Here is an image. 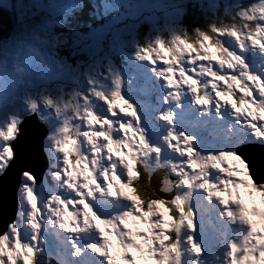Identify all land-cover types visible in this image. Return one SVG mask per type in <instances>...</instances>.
<instances>
[{
    "label": "snow or ice",
    "instance_id": "obj_1",
    "mask_svg": "<svg viewBox=\"0 0 264 264\" xmlns=\"http://www.w3.org/2000/svg\"><path fill=\"white\" fill-rule=\"evenodd\" d=\"M186 5L169 0L161 23L143 15L148 0L93 2L92 19L76 15L84 0H0V31L10 30L0 40V177L42 144L55 185L20 171L0 264H264V0H193L206 24L194 17L191 29ZM142 78L162 106L133 95ZM193 113L225 130L211 147ZM157 169L166 175L154 184ZM240 188L259 198L251 216L233 198ZM208 216L219 226L211 260ZM49 229L67 234L56 252Z\"/></svg>",
    "mask_w": 264,
    "mask_h": 264
},
{
    "label": "rangeland",
    "instance_id": "obj_2",
    "mask_svg": "<svg viewBox=\"0 0 264 264\" xmlns=\"http://www.w3.org/2000/svg\"><path fill=\"white\" fill-rule=\"evenodd\" d=\"M38 2L40 4L43 5H47L49 4L50 0H38ZM65 2H67V0H65ZM93 2H95L97 5L101 4L102 0H89L90 6L92 7ZM109 3H115L116 0H108ZM149 4H151V9H145L143 12V15H154L157 17L161 18V23H163V17L165 15L166 11H171V9L168 8V4H169V0H148ZM187 2H191L192 6H193V0H187ZM218 3H220L221 5H223L224 3H233L234 0H217ZM241 2H248V0H241ZM194 7V6H193ZM197 8H199V6H195ZM200 9V8H199ZM125 9L120 8L119 10L113 11L110 13V15H119V13L121 11H124ZM95 11V9L92 7L91 12ZM101 13L103 11V9L101 8ZM39 14L41 16L47 15L46 11H44L43 9L39 10ZM103 21L102 15H101V22ZM144 30H147V26H144ZM40 51H43V49H40ZM162 55H164L165 57H169V54L165 51V50H161ZM63 54V53H61ZM170 58V57H169ZM159 63H162V61H158ZM133 95H135L137 97L138 100H141L143 102H145L146 104H151L152 106L155 107H160L162 106V102L158 101L157 97L159 95H161V93L158 91V87L154 86V84L147 80V79H139L136 81V83L134 84L133 87ZM166 107V106H165ZM189 120L191 122H195L198 124V127L195 129L196 133L198 136L202 137L205 141V145L211 147V143L219 136H222L224 134V129L220 126H218L213 120L208 119L207 117L201 118L199 121L196 120V114L193 113L190 117ZM186 130L188 128V126L186 125ZM175 162L179 161L178 157H174ZM228 163H231L230 161ZM187 171H192V169H188L186 167ZM198 170V169H197ZM166 170L164 169H157L152 178L157 180L156 182L162 180L159 178V176L157 175V177H154L155 174H159L160 172H165ZM166 173V172H165ZM16 176H18L16 174ZM45 178L47 177V173L46 176H44ZM151 178V180H152ZM147 179V178H146ZM41 180V179H40ZM39 180V181H40ZM50 180V179H49ZM39 184H44L45 187H51L54 188L55 185L52 184V180H50V182L47 183H43V181ZM53 185V186H50ZM236 192L239 193L241 202L245 205V207L249 210V215L251 216V208L252 207H261L260 203H259V198L258 197H253V196H249L248 195V190L244 189V188H240L234 191L233 193V198H235V194ZM35 195V193H34ZM0 199L1 200H5L7 202L6 196H5V192L1 193L0 191ZM37 204L39 206V197H37ZM5 209V208H4ZM102 211L104 210L103 208L101 209ZM161 210H163V206H161ZM167 218V216H166ZM14 219V214L12 213L11 208H6L5 212L3 214V216H0V229H3V227L5 226V221L7 220H11ZM252 219L256 220V222L258 223L259 226V220L256 217H252ZM200 221V216L199 213L197 211V209H193V223L194 226H196L198 224V222ZM130 227L134 228V230L136 231H146L147 230V226L145 224L140 223L139 221H130L129 222ZM219 227L216 223V219L215 216H208L204 218L203 221V230L206 233L205 235V250H206V254L209 260H211L213 258V253L219 252V245L216 243H213V241L215 240L217 233L215 231V228ZM59 231V229H58ZM61 234L63 236H65L66 238V233H64L62 230H60ZM55 236V238H54ZM45 240L47 242V249L51 250L52 252H56L60 247H61V243L60 240L57 238L56 234L54 232H52L51 229H49V232L44 234ZM114 251H118V249H114ZM205 254V253H202ZM131 255H137V257L139 258V253H131ZM130 258L129 256H125L124 260H127ZM51 260V259H50ZM54 263L55 260H52ZM52 264V263H50ZM118 264H124L123 260L118 261Z\"/></svg>",
    "mask_w": 264,
    "mask_h": 264
},
{
    "label": "bare ground",
    "instance_id": "obj_3",
    "mask_svg": "<svg viewBox=\"0 0 264 264\" xmlns=\"http://www.w3.org/2000/svg\"><path fill=\"white\" fill-rule=\"evenodd\" d=\"M31 130H32L31 129V125H28V126L25 127V134H24V140L25 141L28 138V134H29V132ZM25 160H26V162H25L24 165H17L15 163H13L10 166V168L8 169L6 175L4 177H0L1 181L3 183H5L8 186L9 189H11L12 186H13L11 178H10V175L12 173H14V174L19 173L22 170V168L30 170L31 173L34 175V178L37 181V183H39V182L41 183L42 181H43V183L50 182L51 177H48V176L46 178L44 177V176H46V173L48 171V168H47L48 158H47V155L44 153L42 144L40 146V150H39V153L37 155H30V154L29 155H25ZM165 172H160L158 174L160 179H162L166 175ZM15 179H16V182L18 180L20 181V174H19V176H16ZM156 181L157 180L152 178V183L155 184V183H157ZM18 185H19V183H18ZM18 185H17L16 191H15V211L17 210V207H18V197H17ZM50 186H53V185H50ZM2 193H3V191H2ZM9 197L10 196H6V199L8 200ZM0 207H3L5 209L7 208V203H6L5 200H1L0 199ZM14 215H15V213H14ZM6 223H7V221H6ZM57 231H58V229H57ZM59 232H60V230H59ZM54 238H55V236H54ZM63 238H65V236H63L61 234V232H60V238H59L60 243H61V239H63ZM50 263L56 264L52 260L48 261V264H50Z\"/></svg>",
    "mask_w": 264,
    "mask_h": 264
},
{
    "label": "trees",
    "instance_id": "obj_4",
    "mask_svg": "<svg viewBox=\"0 0 264 264\" xmlns=\"http://www.w3.org/2000/svg\"><path fill=\"white\" fill-rule=\"evenodd\" d=\"M84 3L86 5V7L81 12L77 13L76 15H78L81 19H86V18L92 19L91 15H90L92 7L90 6L89 0H84ZM186 7H187V12H186V15L184 17L185 25L189 29H191L193 18L198 17L199 21H200V25L202 27L205 26L206 21L204 19V14L200 11V9L197 7H193L191 2H187ZM9 31L10 30H8V29H5L4 31H0V40H3L9 34Z\"/></svg>",
    "mask_w": 264,
    "mask_h": 264
},
{
    "label": "water",
    "instance_id": "obj_5",
    "mask_svg": "<svg viewBox=\"0 0 264 264\" xmlns=\"http://www.w3.org/2000/svg\"><path fill=\"white\" fill-rule=\"evenodd\" d=\"M22 131L25 134V127H22ZM31 137H32V130L29 132L28 138L26 139V142L29 141L31 139ZM25 162H26V160H25V155H24V156L16 159V161L14 163L17 165H24ZM23 170H27V169H23ZM19 174H20V172L17 173L18 176H19ZM157 175L158 174H155L154 177H157ZM15 177H16V174H14V173H12L10 175L12 185H13L11 189H9L8 186L5 183H3L0 179V191H1V193H2V191L5 192V196H10L6 203H7V207L11 208L13 214L15 213V191H16L17 185L19 183V180L16 182ZM259 177H260V174L257 171L256 179L259 180ZM7 221H9V220H7ZM0 230H2V229H0Z\"/></svg>",
    "mask_w": 264,
    "mask_h": 264
}]
</instances>
